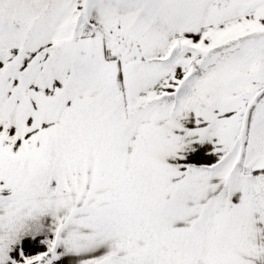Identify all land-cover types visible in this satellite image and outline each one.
<instances>
[{"label": "snow or ice", "instance_id": "6c2138e0", "mask_svg": "<svg viewBox=\"0 0 264 264\" xmlns=\"http://www.w3.org/2000/svg\"><path fill=\"white\" fill-rule=\"evenodd\" d=\"M0 264H264V0H0Z\"/></svg>", "mask_w": 264, "mask_h": 264}]
</instances>
